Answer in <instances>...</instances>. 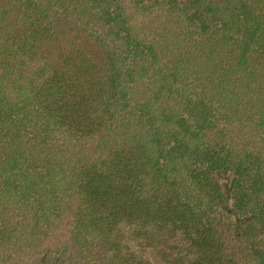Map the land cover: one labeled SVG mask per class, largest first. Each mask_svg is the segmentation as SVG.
<instances>
[{"label": "trees", "instance_id": "16d2710c", "mask_svg": "<svg viewBox=\"0 0 264 264\" xmlns=\"http://www.w3.org/2000/svg\"><path fill=\"white\" fill-rule=\"evenodd\" d=\"M256 226L264 0H0V264H264Z\"/></svg>", "mask_w": 264, "mask_h": 264}, {"label": "rangeland", "instance_id": "374dc122", "mask_svg": "<svg viewBox=\"0 0 264 264\" xmlns=\"http://www.w3.org/2000/svg\"><path fill=\"white\" fill-rule=\"evenodd\" d=\"M227 194V193H226ZM224 210L229 213L230 215H233L234 216V219L238 221V217L234 214V211L233 209L230 207V204L228 202V204H226L224 206ZM241 226H242V229H245V226L241 223ZM253 231L254 233L258 234L259 236H262L264 235V229H262V227L260 226H256L255 228L253 227Z\"/></svg>", "mask_w": 264, "mask_h": 264}]
</instances>
